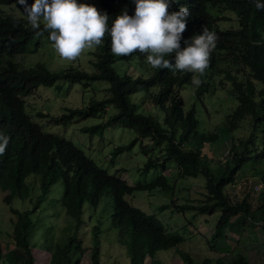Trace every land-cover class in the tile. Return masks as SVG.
<instances>
[{
	"label": "trees",
	"instance_id": "16d2710c",
	"mask_svg": "<svg viewBox=\"0 0 264 264\" xmlns=\"http://www.w3.org/2000/svg\"><path fill=\"white\" fill-rule=\"evenodd\" d=\"M32 3L34 0H27L29 6ZM77 3L86 4L85 0H77ZM0 4L22 7L17 0H0ZM96 5L101 14L109 17V28L125 10L129 16L135 14L133 0H96L95 8ZM181 7L189 10L186 31L180 42L181 50L186 47V41L202 34L204 27L218 36L209 67L203 76L155 69L140 55L139 63L147 65L145 75H119L113 67L114 55L110 51L111 39L108 36L91 52L93 59L89 62L93 67L92 72L72 66L50 71L38 62L31 67H20L12 57L24 53L36 34L27 20L0 10V134L9 137L6 151L0 155V191L6 192L3 202L8 204L12 198L25 199L28 195L27 177L42 174L47 178L45 184L61 183L60 205L74 220L77 228L81 224L82 204L94 208L99 200V191L105 189L111 198L108 223L116 230L117 244L125 251L128 264H162L155 259L154 254L167 249H175L181 259L189 261L188 254L176 248L183 240V231L165 229L155 215L141 211L124 199L125 195L139 190H171V183L163 173L169 169L168 164L172 163V177L175 179L197 175L204 178L201 192L203 198L199 201L182 199V202L171 199L168 204L158 208L161 211L170 208L181 214L189 211L192 212L191 216L211 215L219 211L214 229L207 240L209 249L226 239V231L234 217L241 216L247 224L259 223L264 228V193L256 194L257 201L252 207L247 199L252 185L237 192L238 185L249 180L250 175L264 185V164L258 162L260 159L264 162V11H257L251 0H173L169 13L179 11ZM220 9L233 13L232 26L219 25ZM43 27L44 23H41V29ZM43 35L48 36V33L44 32ZM122 58L127 61L129 56ZM168 58L174 61V55L165 57ZM222 65L225 66L223 69L220 68ZM219 74L223 75V79L219 78ZM194 75L202 81L194 90L195 96L208 89L212 76H218L219 84L224 80L229 82L237 104L226 116V125L231 129L237 120L250 117L251 131L259 129L260 133L259 149L254 155L248 147L250 140H240L236 146L240 145L241 149L230 151L229 158L224 159L216 168L210 166L212 161L209 158L201 155L202 144L213 140L215 136L213 133L197 131L193 108L184 111L179 95L180 88L192 84ZM97 80L108 83L104 89L106 95L101 99H90L82 108H65L49 120L66 124L74 117L103 118L101 123L81 128V131L90 135H100L109 126L131 129L134 137L124 145L115 146L110 156L114 157L138 143L145 156L143 165L138 169L141 172L149 169L163 171L153 180L131 185L119 176L108 173L71 141L43 132L26 112L23 98L38 86H53L57 81L86 86ZM138 91H143L146 98L161 111L160 121L148 114L136 112L128 97ZM36 113L40 117L47 116L41 112ZM146 137L150 140L149 148L141 142ZM246 162L250 163L249 175L241 168ZM45 189L43 186L31 209L10 208L13 218H10L9 236L22 259L5 262L0 254V264H35L27 238L34 229L32 215ZM181 228L184 230V227ZM92 231L95 248L91 264H98L97 227L93 226ZM78 252H82L80 242L70 237L63 247L49 250L45 264H77ZM201 264L248 263L242 256H236L227 263L204 258Z\"/></svg>",
	"mask_w": 264,
	"mask_h": 264
},
{
	"label": "rangeland",
	"instance_id": "374dc122",
	"mask_svg": "<svg viewBox=\"0 0 264 264\" xmlns=\"http://www.w3.org/2000/svg\"><path fill=\"white\" fill-rule=\"evenodd\" d=\"M85 3L94 6L96 0H85ZM0 10L27 20L26 16L23 15L22 7L12 4H0ZM219 18V25L222 27L234 24V15L229 11L220 9ZM41 23L44 22L41 21ZM93 51L94 48L86 50L77 60L67 61L60 58L48 36L42 35L35 36L26 47L25 52L13 56L12 60L24 68L31 67L38 62L50 71H58L72 66L92 72L93 67L89 60L93 59L91 54ZM139 55L147 62L146 55L138 53L129 56L127 61L122 57L114 56V70L119 75H145L147 65L144 66L139 63ZM224 67L223 65L220 66L221 69ZM219 78L223 79V75L219 74ZM107 87L108 83L101 80L89 82L86 86L79 83L57 81L53 86H38L36 90L23 99L30 119L37 123L43 132L61 136L71 141L98 166L104 168L110 174L119 176L131 185L147 183L163 171L149 169L146 172H141L138 169L145 161V156L141 152L138 143L114 157L110 156L115 146L124 145L134 137V132L131 129L109 126L105 127L100 135H90L81 131V128L101 123L103 118L74 117L66 124L54 123L49 120L51 116L62 113L65 108H82L90 99H101L106 95L104 89ZM196 88L197 86L193 83L184 85L179 89V95L183 101L184 111L193 108L197 120V131L204 134L213 133L215 136L213 140L203 143L200 148L201 155H205L212 161L210 166L212 168L220 166L224 159L229 158L228 153L230 151L233 149L239 151L241 146H236V144L240 140H250L248 147L251 149V154L254 155L255 151L257 152L259 149L260 133L259 129L251 131L250 117L245 116L237 120L235 126L231 129H228L226 125V116L237 104L234 94L230 91L229 82L224 80L222 84H219L218 76L215 75L209 80L208 89L200 92L198 96L194 94ZM128 98L134 104L136 112L148 114L158 121L162 118L161 111L146 98L143 91L132 93ZM36 112L47 114V116L40 117L36 115ZM141 142L149 148V138L146 137ZM258 162L264 164L262 159ZM168 165H170L169 169L164 171L163 174L170 181L171 190L166 192L139 190L132 192L131 195L124 196V199L130 205L145 213L155 215L162 222L165 229H180L181 232L183 231V240L176 248L187 253L190 260L181 259L176 254L175 249L156 251L154 254L155 259L162 264H201L203 258L210 256V258H216L227 263L235 259L236 256H242L245 259L249 249L254 246L258 247L256 238L259 241H264V228L259 223L251 224L248 221L249 224H246L241 216H237L230 221V226L226 231V239L216 244L213 249H209L207 240H209L214 229L219 211L216 210L211 215L196 214L191 216L192 212L189 211H184L181 214L172 211L170 208L159 210L158 206L168 204L171 199L175 202H182V199L199 201L203 198L201 192L204 178L201 175L175 179L172 177L173 164L169 163ZM249 166L250 163L246 162L241 167L246 175H249ZM26 181L28 195L23 200L12 198L10 203L6 204L3 202V196L6 192L0 191V254L5 262L12 259H22L19 257V253L16 251L18 249L14 247L9 236L11 232L10 218H13L10 208L18 210L31 209L42 187L45 186L44 195H42L32 215L34 229L27 238L35 264H45L48 260L49 250L52 251L55 247H63L70 237H73L75 241H79L82 248V252H78L77 264H91V255L95 248L93 226H96L98 230V264H128L125 251L117 244L116 230L112 229L108 223L111 198L105 189L99 191V200L94 208L86 203L82 204L81 224L76 228L74 220L64 212L60 205L61 183L59 181L45 184L47 178L42 174L28 176ZM249 185H253V191L251 189L247 199L253 207L257 201L256 194L258 192L264 193V185L256 177L250 175L249 180L238 185L237 192L240 193L243 187L246 190ZM181 227H184V230Z\"/></svg>",
	"mask_w": 264,
	"mask_h": 264
},
{
	"label": "clouds",
	"instance_id": "9594fccd",
	"mask_svg": "<svg viewBox=\"0 0 264 264\" xmlns=\"http://www.w3.org/2000/svg\"><path fill=\"white\" fill-rule=\"evenodd\" d=\"M135 14L125 10L109 28V17L97 8L78 4L77 0H17L23 15L36 36L48 33L55 51L61 59L75 61L86 50L100 46L110 37V51L114 56L128 57L134 53L146 55L147 63L155 69L185 72L203 76L210 64L218 36L206 27L200 35L186 41L181 50L182 34L186 31L189 10L181 7L169 13L173 0H133ZM257 11H264V2L251 0ZM41 21L44 27L41 29ZM174 55V61L165 59ZM201 80L195 75L192 83ZM9 144V137L0 134V155Z\"/></svg>",
	"mask_w": 264,
	"mask_h": 264
},
{
	"label": "crops",
	"instance_id": "0c3cea01",
	"mask_svg": "<svg viewBox=\"0 0 264 264\" xmlns=\"http://www.w3.org/2000/svg\"><path fill=\"white\" fill-rule=\"evenodd\" d=\"M244 223L246 222L244 221ZM255 237H256V233H255ZM256 241L258 243V247L254 246L252 249H249L246 253L247 255L245 259L247 260L248 264H264V241L263 240L259 241L257 238ZM208 258H210V256ZM210 259L214 260L216 258H210Z\"/></svg>",
	"mask_w": 264,
	"mask_h": 264
},
{
	"label": "built area",
	"instance_id": "2783aa9c",
	"mask_svg": "<svg viewBox=\"0 0 264 264\" xmlns=\"http://www.w3.org/2000/svg\"><path fill=\"white\" fill-rule=\"evenodd\" d=\"M252 188H253V185H252ZM255 190H258V189H255Z\"/></svg>",
	"mask_w": 264,
	"mask_h": 264
}]
</instances>
